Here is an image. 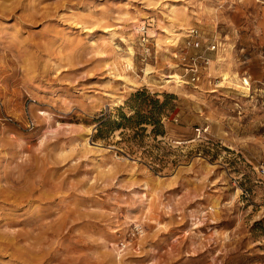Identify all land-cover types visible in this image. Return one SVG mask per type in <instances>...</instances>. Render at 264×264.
<instances>
[{
  "label": "rangeland",
  "instance_id": "374dc122",
  "mask_svg": "<svg viewBox=\"0 0 264 264\" xmlns=\"http://www.w3.org/2000/svg\"><path fill=\"white\" fill-rule=\"evenodd\" d=\"M263 46L264 0H0V264H264Z\"/></svg>",
  "mask_w": 264,
  "mask_h": 264
},
{
  "label": "trees",
  "instance_id": "16d2710c",
  "mask_svg": "<svg viewBox=\"0 0 264 264\" xmlns=\"http://www.w3.org/2000/svg\"><path fill=\"white\" fill-rule=\"evenodd\" d=\"M126 105L134 110V113L127 116L122 114V121L119 124H128L131 128H134L135 134H139L140 131H147V125H152V132L159 134L163 126L162 120L164 110L167 106V100L161 101L155 94H152L148 90L144 89L134 93L131 98L126 102ZM99 133L103 131V126L110 122V118L100 119ZM162 131V130H161Z\"/></svg>",
  "mask_w": 264,
  "mask_h": 264
},
{
  "label": "built area",
  "instance_id": "2783aa9c",
  "mask_svg": "<svg viewBox=\"0 0 264 264\" xmlns=\"http://www.w3.org/2000/svg\"><path fill=\"white\" fill-rule=\"evenodd\" d=\"M191 33L192 34H197V31L195 29H193ZM191 45L194 46V47H199L201 45L200 40L195 38L193 41H191ZM214 48H215L214 46L211 47V49H214ZM261 58H262V61H263V64H264V46L261 49ZM196 74H197V69L194 71V76L192 78L193 80L197 79Z\"/></svg>",
  "mask_w": 264,
  "mask_h": 264
}]
</instances>
